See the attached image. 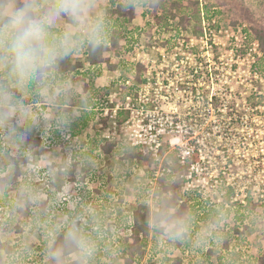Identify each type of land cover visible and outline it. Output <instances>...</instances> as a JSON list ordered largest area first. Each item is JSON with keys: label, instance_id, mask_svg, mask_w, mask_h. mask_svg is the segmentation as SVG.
Instances as JSON below:
<instances>
[{"label": "clouds", "instance_id": "obj_1", "mask_svg": "<svg viewBox=\"0 0 264 264\" xmlns=\"http://www.w3.org/2000/svg\"><path fill=\"white\" fill-rule=\"evenodd\" d=\"M158 3L119 0L124 11ZM111 37L102 0H0V264H29L36 255L39 264H120L122 249L111 220L115 206L75 199L70 184L53 187L74 163L94 161L70 152L59 161L43 156L36 162L29 146L34 130L44 126L67 132L86 110L87 93L62 66L103 51ZM41 177L46 187L35 182ZM139 195L147 208L146 229L159 251L220 245L226 211L218 210L196 230V218L171 195L148 184Z\"/></svg>", "mask_w": 264, "mask_h": 264}, {"label": "built area", "instance_id": "obj_2", "mask_svg": "<svg viewBox=\"0 0 264 264\" xmlns=\"http://www.w3.org/2000/svg\"><path fill=\"white\" fill-rule=\"evenodd\" d=\"M237 30L244 41L249 40L243 29L238 27ZM234 37L238 39L237 35ZM164 41L168 44L167 40ZM234 45L237 48L230 50L235 51L238 59L246 61L250 75L247 83L256 90V82L264 83L263 73L256 68L257 59L262 56L258 41L251 40L249 47L242 42ZM144 47L139 45L136 53H132L135 56H128L131 71L117 80L122 92L109 91L93 108L94 133L104 141L140 147L149 152L154 163L153 177L148 179V185L159 192L158 177L169 173L171 160H175V163L188 165L183 192L199 189L203 200L223 203L226 190L222 187L230 185L235 188L236 196L238 190L232 173L234 138L237 139L238 135L246 140L245 143H251V139L244 135L242 123L239 130L234 128V103L230 105L226 101L234 95V82L239 83L234 76L236 69H240L235 64L238 60L234 62V55L211 56L198 52L192 49L191 41L182 42L180 46L171 43L169 51L153 45L150 53H146ZM137 65L140 71H137ZM138 74L140 80L136 79ZM257 105L249 104L246 109L251 111ZM240 118L237 115V120ZM251 119L247 124L253 133ZM62 134L66 141L73 142L76 138L70 132ZM228 165L230 170L225 172ZM202 175L208 178L206 184L213 181L211 185H215L219 196L215 194L214 198L210 193L203 194L206 185L195 183L201 181ZM223 180H226L225 185ZM247 191L246 187L239 199L241 203H244ZM231 199L238 200L234 194Z\"/></svg>", "mask_w": 264, "mask_h": 264}, {"label": "trees", "instance_id": "obj_3", "mask_svg": "<svg viewBox=\"0 0 264 264\" xmlns=\"http://www.w3.org/2000/svg\"><path fill=\"white\" fill-rule=\"evenodd\" d=\"M219 3L226 8L225 10L229 12L232 22L236 24L241 19L238 15L242 13L235 8L240 0H218ZM234 1V2H233ZM235 2L237 4H235ZM199 5H201L198 0H159L157 6H145L143 8V15L151 16L153 21H155L157 27H165L166 29H171L173 27V22L178 20V23L184 25V18L188 14H198L200 12ZM241 5V4H240ZM242 6V5H241ZM108 13L112 22V37L109 45L101 52L93 53L92 55L84 54L80 58L75 59V61L67 62L62 66V71L73 75V80L76 77H80L83 80V90L88 95V108L79 116L78 119L72 124L71 128L67 131L70 132L71 136L77 137L81 135V133L87 129L91 120L93 119L95 112L93 108H95L104 96L108 94V87L104 86H95L94 82V71L89 70V68H96L103 63H106L110 70H115L118 68H123L124 70L130 72L132 68V64L125 63V60H119L117 63L111 64L109 59L102 56L103 53L107 50L112 49L114 52H119L120 47H118L117 42L119 39L118 35L122 33L127 23H131L134 20V11L128 10L124 11L120 6L117 0H109L108 5ZM241 8V7H238ZM243 8V7H242ZM161 12H160V11ZM244 10V8H243ZM159 15H157V13ZM245 13H247L244 10ZM248 13L246 14V16ZM179 17V18H178ZM248 28H243L244 33L250 38V40H257L259 48L261 50L262 56L257 59L258 66L264 70V23L257 22L253 16L248 15ZM152 22H147V33L151 31ZM86 62L88 65V69H84V63L82 60ZM140 70V67H136ZM260 69V70H261ZM136 79L140 80L139 74L136 75ZM253 105L256 102H251ZM90 107V108H89ZM241 116V114H237ZM236 129L240 128L241 125L237 123L235 126ZM66 132H57L54 128H43L40 127L37 130H34L29 137V146L32 148L33 156L39 155L42 153V149L45 150V147L52 145H57L60 147L62 152H65L64 149L68 147L66 150V154L71 152L75 155H79L81 153H85L89 156L90 160L94 161V163H86L81 166L79 163H74L68 170L67 174H63L59 180L60 187H63L64 184H69L74 181L84 182L88 173L95 172L97 168L103 169L104 166L108 169V183L110 181L115 182L116 186V196L118 201H116L117 206L123 208V214L115 220L113 224L117 227V244L122 249L120 264H142V260L146 255H148L149 262L146 264H183V260L181 257L172 256L170 253L176 249L180 250L182 253L190 254L191 256L195 254L198 256L197 258L192 259L193 264H207L209 257L213 254V250L211 248H206L204 250H200L203 256L198 255V250H194L190 245H176L171 248L170 251L163 252L159 251L158 247L153 240L152 243L149 241V235L151 234L145 225V219L147 216V208L142 203V197L139 195L141 191V186L133 187V193L136 197L137 205L133 207L131 210L127 207L126 199L123 198V193H121V187H118V184L123 183L127 177L130 175L127 170H121L120 172H114V167L112 169V164L115 165L114 161L119 162H127L132 160L136 165H144L147 166L146 170V179H150L153 177V158L149 152L140 147H132L125 144L119 143H111L102 140L98 133L87 134V138L77 143H73L71 141H66L64 138V134ZM240 135V134H239ZM104 157L106 158L104 162V166L100 164V159ZM64 159L61 158L60 160ZM97 162V163H96ZM20 164H26L27 161L21 160ZM98 164V165H97ZM97 165V166H96ZM117 165V164H116ZM108 166V167H107ZM88 167H92L89 169ZM186 164H177V166H172V169L169 173L161 175L158 177V185L161 187V192L164 194L171 195L174 197L178 205L185 211L190 212L195 218L196 223L199 220H204L210 222L217 215L218 210H224L226 213H230L231 207L234 205V226L229 229L230 232L234 233V246L230 248L229 242L230 237L232 235L229 231L221 234L222 235V250L218 252L216 259L213 260L211 264H264V249H259L260 251L257 254H250L248 248L249 245L246 242V231L249 226L254 225L256 223L251 222L249 217L252 211L257 207V202L252 200V196L249 191H247L246 196L244 197V203L239 202L234 199V202H231V196L234 194L235 198V188L232 186H223L226 192L223 195V203H211L209 199L202 200V194L197 191H189L182 195V186L184 185L185 178L184 174L187 173ZM131 170V169H130ZM112 171V172H110ZM224 185L226 184V180H223ZM83 188L77 187V190ZM100 188L94 189V194H98ZM83 193V192H82ZM89 195V191L87 193H83L81 195H77L75 199H82L85 196ZM94 199L95 195H91ZM86 201H89V197L85 198ZM225 202V203H224ZM225 204L227 207H225ZM115 205V204H114ZM125 205V206H124ZM264 206V204H262ZM24 216L22 215L19 218V225L17 227V234L19 235L22 231L21 225L24 221ZM21 222V224H20ZM122 234V235H121ZM152 237V235H151ZM241 242V243H240ZM151 244L148 251L146 247L148 244ZM242 244H245V249H242ZM239 245V246H238ZM12 244H8V247H11ZM4 245L0 243V248L2 249ZM35 250L38 252V246L34 245ZM205 253H204V252ZM200 254V255H201ZM161 255V258L156 261L155 257ZM202 259L204 262H202Z\"/></svg>", "mask_w": 264, "mask_h": 264}, {"label": "rangeland", "instance_id": "obj_4", "mask_svg": "<svg viewBox=\"0 0 264 264\" xmlns=\"http://www.w3.org/2000/svg\"><path fill=\"white\" fill-rule=\"evenodd\" d=\"M117 1L119 2V0ZM184 1L186 3V0ZM102 2H104L107 5V8L109 9V0H102ZM198 2L201 4L199 5L200 12L195 16L194 14L186 15V17L184 18V25L178 23V20H175L171 29H166L165 27H157L155 21H153L151 16L143 15V8L136 9L134 11V20H132L131 23H127L125 28L123 29L124 31L118 35L119 39H117V45L118 47H120V51L114 52L112 49H110L105 51L102 56L108 58L111 64L117 63L121 59L125 60V63H130L128 56L134 55L132 53H136L135 50L139 47V45H144V49L146 50L145 52L150 53L153 45L158 48H168L169 51V46L171 45V43L173 45L180 46L182 42L187 43L191 41L193 44L192 49L195 48V50L198 52L201 51L202 53H206L207 55L211 56L234 55V62L235 60H238V63L235 64H238L240 66V69L239 71L238 68L236 69L234 76L235 79L239 81V83L234 82V95L228 97L226 101L227 104L229 103L230 105L234 103V128L235 126H237V123H239L240 125L242 123L244 128V135L246 136V138L251 139V143H249V141V144L245 143L246 140H244L243 137L238 135L236 137L237 139L234 138V172H231L234 173V182L238 190L235 197L238 198V201L240 202L239 199L242 198L241 195L244 194V189L247 187V190L252 196V200L257 202V204H261L255 207L249 217V220H252L253 217H255L256 220V223L254 225L249 226L245 234V239L247 244L249 245V248L245 247V244H242V249H245L246 251V249L248 248L250 254L255 255L260 251L259 249H264V206L262 205L264 204V107H262L264 106V83L260 85L259 83L254 82L257 85V89H251L252 87H250V85L247 83V79H250V75H248V65L246 61L238 59L235 51L231 52L230 49L236 47L234 45L236 42H242L245 43L246 46H250V38L248 37L249 40L244 41L243 37L239 36L240 32H238L237 29L238 27L241 28V30L245 27L248 28V15L249 17L253 16L257 22L264 23V0H240L238 4L235 2V4H237L235 8H237V10L240 9L239 12L242 13L241 15H238L241 20L236 24L232 22L229 12L225 10L226 8H224L218 0H198ZM242 7L248 13L247 16V13L244 12ZM160 12H158L157 15H159ZM202 12L203 15L201 14ZM147 22H152V24L150 23L152 25V28L149 33H147L146 30L148 29ZM231 34H233V36H231ZM235 35L238 36V39H235ZM164 40H167L166 42L168 44H166ZM205 42H207V45H205ZM213 42H215L216 44ZM152 51L154 54L157 53L155 49H153ZM82 61L84 63L83 68L88 69L89 67L84 61V59ZM256 68L261 71V73H263L262 79L264 81V70H262L258 66H256ZM89 70H93L95 73V86H106L108 87V90L110 92L116 90L117 92H122L119 88V83L117 82V80H119L121 77L126 76L129 73L123 68L118 67L115 70H110L106 63H103L100 66H97L96 68H89ZM140 70L137 69V71ZM238 75H240L239 78ZM71 76L74 77L73 75ZM74 82L83 88L84 83L79 76L75 78ZM258 91L260 92L258 93ZM228 95L229 94L227 93V96ZM251 102H257L256 105L260 104V106L257 105V108L248 111L246 108L249 104L253 105V103ZM237 114H241V118L238 120ZM250 118H252L251 128L252 130H254L253 133H251L250 126L247 124ZM41 127L45 128L44 126ZM237 129L239 130V128ZM87 134H94L92 120L87 129L84 130L81 135L73 139V143L79 144V142L87 138ZM67 149L69 148L66 147V149H64L65 152H62L60 147L55 144L51 147H45V150L42 149L41 154H37L34 157L36 158V162H39L40 158L43 156H50L59 161L61 158L67 157ZM105 160L106 158L104 157L100 159V164L102 166L105 165ZM114 162L115 165L112 164V169L118 166L117 168L113 169L114 172L127 170L128 173H130L128 177L126 175V180L124 181V183L122 180V183L120 184V186L118 184V187H121V193H123L124 196L123 198L126 199L127 207L129 208V210H131L137 205L136 197L133 193V187L135 186V184L136 186L141 187L143 184H148V179H146L147 177L145 175L147 166L136 165L132 160H129L127 162H119L116 160ZM177 164L178 163H175V160H171L172 166H177ZM88 168L91 169L92 167ZM108 169L105 166L103 169L97 168L95 172L88 173V176L86 177L84 182L74 181L69 184L73 188V198L77 197V195H81L83 193L85 194L89 191V195L85 196L82 199L85 200V198L89 197L88 202L95 203L97 205H104L109 203V201L113 205L115 204V211L111 213V220L114 224L115 220L123 214L122 212L124 209L120 206L118 207L116 204V201H118L116 196V186L114 181H110L108 183ZM229 170L230 168L228 165L225 172H229ZM65 174H67V171L65 172ZM207 179L208 178H206V175H202L201 181L195 183H198L200 185L205 184L207 186L204 187V193L201 191L204 195L210 193L211 196L214 198L216 195L219 196V194H217L218 192L214 188L215 185H211L213 181H210L208 184H206ZM213 179H215V177H212V180ZM229 180L232 181V177H229ZM35 182L41 186H47V181L42 177L38 178ZM78 186L80 188H83L82 191H80L81 189L77 190ZM53 187L57 188L58 190L59 188H62L60 187L59 183L58 185H53ZM95 188H100L98 194H94ZM181 190L183 196L188 193V191L183 192V189ZM196 190L197 192H200L199 189ZM91 195H95L94 199H92L93 197ZM231 202L234 201H232L231 199ZM225 207H227L226 204ZM206 223L209 222L199 220L195 226L196 230H199V226L201 224ZM233 226L234 205L231 207L230 213H227L226 222L223 223V225L219 229L220 234H223L227 231L230 232L229 229H231ZM230 234L232 235V237H230V242L228 246L232 248L235 243L234 233L230 232ZM153 240L154 239L153 237H151L150 234V243H152ZM150 243L146 247L147 251L151 245ZM9 244H11V242ZM34 245L36 244L34 243ZM222 247V241L219 246H217L215 243H212L210 246L207 247L213 250V254L211 255V257H209L207 264H211L213 260L216 259V256L218 252L222 250ZM170 254L172 256L181 257L183 260V264H193L194 261L192 259L198 257L195 256V254L194 256H191V253H182L180 250L176 249H174ZM200 254L201 252L199 251L198 255L203 256V254ZM160 258L161 255H158L157 257H155V260L158 261ZM39 261L40 257L36 255L29 261V264H39ZM147 262H149L148 255L144 257V259L142 260V264H146ZM202 262H204L203 259Z\"/></svg>", "mask_w": 264, "mask_h": 264}]
</instances>
